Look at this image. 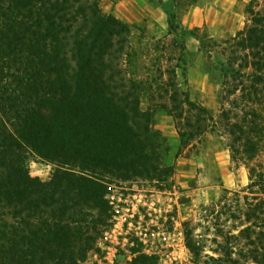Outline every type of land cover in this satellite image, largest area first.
Masks as SVG:
<instances>
[{"label":"trees","instance_id":"16d2710c","mask_svg":"<svg viewBox=\"0 0 264 264\" xmlns=\"http://www.w3.org/2000/svg\"><path fill=\"white\" fill-rule=\"evenodd\" d=\"M100 1L0 0V264H91L88 254L99 250L113 214L106 177L170 174L152 129L154 109L141 106L151 85L128 72L130 26L104 12ZM246 12L249 24L223 41L217 116L184 93L186 115L173 83L158 87L167 99L160 108L175 114L182 144L217 129L233 161L254 157L263 130L264 0H250ZM166 13L169 32L182 30L175 13ZM196 37L206 50V40ZM30 156L54 166L48 180L30 175ZM255 184L264 192L261 174ZM263 208L260 200L230 214L251 222L232 236L246 239L243 257L255 264H264V229L255 230L264 228ZM186 239L193 264H208L200 246ZM231 253L220 254L241 264ZM132 264H154L153 256L140 254Z\"/></svg>","mask_w":264,"mask_h":264},{"label":"rangeland","instance_id":"374dc122","mask_svg":"<svg viewBox=\"0 0 264 264\" xmlns=\"http://www.w3.org/2000/svg\"><path fill=\"white\" fill-rule=\"evenodd\" d=\"M111 1L100 2L104 12L113 13ZM249 2L147 0L156 8L151 9L144 1L135 0L124 8L131 29L128 72L151 85L150 92L142 94L141 106L154 109L152 129L158 133L162 166L170 167V174L164 180L111 181L106 177L109 198L119 212L114 215L111 208L113 214L97 240L99 250L88 254L91 264H132L140 254L153 256L154 264H193L187 235L200 246L208 264H218L208 256H221L219 264H232L220 254L230 248L231 256L241 264H255L243 257L246 239L233 237L251 222L243 214L240 218L230 214L264 202L260 185L250 186L258 174L264 180V105L259 106L260 149L251 160L233 161L227 138L217 129H207L182 144L175 114L160 108L167 99L158 88L173 83L169 88L176 91L179 110L186 115L189 107L183 102L184 93L217 116L221 109L217 97L220 67L227 54L223 41L249 24ZM166 11L175 13L182 30L169 32ZM191 32L206 40V50ZM249 166L255 168L252 176ZM28 167L31 176L43 181L54 168L35 156H30ZM263 229V225L255 227L257 232Z\"/></svg>","mask_w":264,"mask_h":264},{"label":"crops","instance_id":"0c3cea01","mask_svg":"<svg viewBox=\"0 0 264 264\" xmlns=\"http://www.w3.org/2000/svg\"><path fill=\"white\" fill-rule=\"evenodd\" d=\"M103 1V0H101ZM100 1V2H101ZM135 0H112L111 3L114 4V7L112 8V13L113 15H115L117 18L121 19L122 21L129 22V19H127L123 12L125 11L124 8H127L128 6H130V3L134 2ZM140 1H144L145 4H148V7L151 9H156L154 8L150 3H147V0H140ZM101 7V5H100ZM102 9V8H101ZM111 13V12H108Z\"/></svg>","mask_w":264,"mask_h":264},{"label":"built area","instance_id":"2783aa9c","mask_svg":"<svg viewBox=\"0 0 264 264\" xmlns=\"http://www.w3.org/2000/svg\"><path fill=\"white\" fill-rule=\"evenodd\" d=\"M108 188H109V185H108ZM106 198H107L109 204L111 205L112 210H114V212H115L114 215H116V213L119 212V208L116 207L117 204L114 202V200H112V198H109V192H107Z\"/></svg>","mask_w":264,"mask_h":264}]
</instances>
